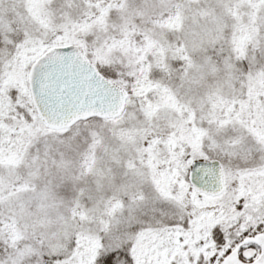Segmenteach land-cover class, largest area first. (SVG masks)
I'll return each mask as SVG.
<instances>
[{"label":"snow or ice","instance_id":"snow-or-ice-1","mask_svg":"<svg viewBox=\"0 0 264 264\" xmlns=\"http://www.w3.org/2000/svg\"><path fill=\"white\" fill-rule=\"evenodd\" d=\"M260 50L264 0H0V264H264Z\"/></svg>","mask_w":264,"mask_h":264},{"label":"rangeland","instance_id":"rangeland-1","mask_svg":"<svg viewBox=\"0 0 264 264\" xmlns=\"http://www.w3.org/2000/svg\"><path fill=\"white\" fill-rule=\"evenodd\" d=\"M258 55L260 56L261 59H264V50H260ZM220 72L224 71L223 66H220L219 69ZM216 75V74H213ZM134 123V121H128L127 124H132ZM100 136L102 138V144L100 146H98L97 151H96V156L99 158L100 163L102 165L110 163V157L108 154L105 153V147H107L109 149V152L111 151V149L115 148L118 145V140L112 135L111 132L107 131V130H101L100 132ZM79 147H80V151H85L86 148L84 147V143H83V139L81 141L78 142ZM113 168L116 169V165H113ZM94 179V178H92ZM131 177H118V180L116 181V185H110V184H105V191L107 193V195H112L113 193H116L117 195L120 194L119 185H122L124 183H127L128 180H130Z\"/></svg>","mask_w":264,"mask_h":264}]
</instances>
